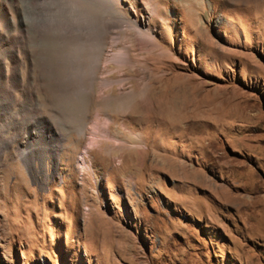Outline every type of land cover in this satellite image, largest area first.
Here are the masks:
<instances>
[{"label":"rangeland","instance_id":"rangeland-1","mask_svg":"<svg viewBox=\"0 0 264 264\" xmlns=\"http://www.w3.org/2000/svg\"><path fill=\"white\" fill-rule=\"evenodd\" d=\"M0 1V264H264V0Z\"/></svg>","mask_w":264,"mask_h":264},{"label":"bare ground","instance_id":"bare-ground-1","mask_svg":"<svg viewBox=\"0 0 264 264\" xmlns=\"http://www.w3.org/2000/svg\"><path fill=\"white\" fill-rule=\"evenodd\" d=\"M102 1H107V0H102ZM6 6V5H5ZM4 6V4L0 1V41H2V44H5V41H7L10 37H12L13 39H16L15 40V42H18L19 41V39H20V37L19 36H17V35H15V34H11V33H9V34H6V32H5V28L7 27V28H15V26H16V24H15V17L13 16H11L13 13H10V11L6 8ZM4 45H1V47H0V90H5L6 92H8V89H7V87H6V82H4V76H3V74H2V69H1V66H2V60L4 59V58H6V55L4 54V52L5 51H2V47H3ZM14 52V51H13ZM7 53V52H6ZM15 54H17V53H15ZM8 56V55H7ZM13 58V57H12ZM2 78H3V80H2ZM5 96V95H4ZM2 103V102H1ZM1 108V107H0ZM170 114V113H169ZM1 120H2V118H1ZM6 136H0V141H1V143H2V145L4 144V143H7V142H5V140H6V138H5ZM51 138V141H48V139H47V137L46 136H40V138H39V136H28V138H29V141H30V143L32 142H36V145H38L39 147H41L42 149H44V150H47V149H51V151H54V153L56 154V155H58L60 152H61V150H62V148H63V144H62V140H63V137L64 136H56V138H55V136H50ZM142 137V136H141ZM53 139H56V141L58 142V144H54V141H53ZM10 140L11 141H13L12 140V138H10ZM10 140H7L8 142L10 141ZM28 142V141H27ZM35 144V143H34ZM5 145V144H4ZM33 146V145H32ZM0 148L2 149V146L0 145ZM3 148H5V146H3ZM35 148V147H34ZM33 148V149H34ZM33 149L31 150H27V151H25V152H27V153H30V152H32L33 151ZM23 154V153H22ZM26 154V153H25ZM24 155V154H23ZM22 155V156H23ZM29 155V154H28ZM24 157H27V155H25Z\"/></svg>","mask_w":264,"mask_h":264}]
</instances>
